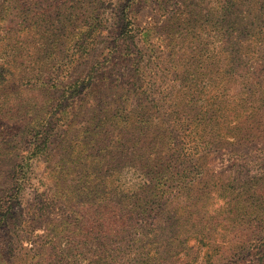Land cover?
Instances as JSON below:
<instances>
[{"label":"rangeland","instance_id":"1","mask_svg":"<svg viewBox=\"0 0 264 264\" xmlns=\"http://www.w3.org/2000/svg\"><path fill=\"white\" fill-rule=\"evenodd\" d=\"M0 111L1 264H88L120 224L134 246L159 230L149 264L264 254V0H0ZM171 142L197 151L173 165L200 168L191 200Z\"/></svg>","mask_w":264,"mask_h":264},{"label":"trees","instance_id":"2","mask_svg":"<svg viewBox=\"0 0 264 264\" xmlns=\"http://www.w3.org/2000/svg\"><path fill=\"white\" fill-rule=\"evenodd\" d=\"M179 102H181V101H179ZM179 102L177 101L176 104ZM174 112H175L174 114H176V115L183 116V114L178 112V110H174ZM64 113H65V111L64 112L62 111L61 115H63ZM3 116H5V114H3L0 111V117H3ZM51 136H52V134H50V136H48L46 138V140L49 141ZM172 139L173 138L171 137V140ZM169 144H170L169 145L170 147L168 149H166V152H165L166 155H169V156H168V158H166L164 160V163L162 165L163 170H167V171L169 170L168 172L171 173V177H175L177 179V181L181 180L180 183L178 184V186H180L181 189L183 188L186 191V193L188 194L189 200H191L192 195H189V192L191 191L190 187H191V185H193L196 182V179H197L196 177H198L199 174L201 173V171H198V170H200V168L196 170L197 172H191V171H187V169H184L180 172L176 171L177 172V174H176V172H173L174 171L173 165L179 164V166H180V165H183L184 163H187L190 160L195 159L194 157H195V154H197V151L194 150V154L190 153V151H188L187 145L184 142H178V143L171 142ZM240 145H245V143L243 144L241 142ZM235 154H237V153H235ZM142 165H143V167H149L150 161H147L146 163H143ZM241 167L243 168L244 166H241ZM143 169H145V168H143ZM232 171L236 172V170H232ZM186 172H188V173H186ZM177 175H179V176L177 177ZM188 177H191V179H189L188 181L185 182V180ZM158 180H159V182H158L159 190L162 192L161 196H159L157 201H155V202L152 201L153 196L154 195L157 196L155 194L156 188H154L149 193L151 197L149 199L143 200V204L153 205L152 209H156L157 207H159V204H160L164 194L167 192L166 189H164V185L167 184V181L169 180V178L166 181H164L160 175V177H158ZM132 197H134V195H132ZM132 209H134V207L129 208L128 211H131ZM144 211L146 212V207L144 208ZM185 212L186 213L188 212L189 215L194 214V216L191 220H187L185 218L186 214L177 217V219H178L177 222H178L179 228H177L173 231L172 235H176V236L170 237L172 239V241H175L178 238L177 236H181V234H182V236H189L187 234H189L191 232L190 226H192L196 231L198 228L200 229V227L205 226V224H204L205 219H203L199 215L201 213L200 210L195 209V210H189V211H185ZM73 224L76 226L80 225L79 222H75ZM129 227H130V225H128V224H126V225L120 224V225H118V227L116 229H113L112 231L106 230V233H104V231L100 230L102 233H104V236L107 237V241L104 242V246L108 247V248L102 250L101 252H98V253L91 255V257H89V261L87 263L88 264H113L121 256V255H118V253L119 252H125L126 249H129V250L133 249L134 250V258L140 264H149L150 262L148 260H150V258H158V257H156V251L158 249L157 245H159V243H161L164 240L161 236H159V234H158L159 230L156 227H152V228H150L151 231L147 232V234H152L154 231L157 233L156 235H154V237L159 238V240L153 239L148 244V245H150L151 243L156 244L155 247H151V246L148 247V245L147 246H144V245L134 246V243L130 242L131 238L128 239L129 232H127V229H129ZM65 230H67V229H65ZM68 230L73 232V235L71 236L72 241L71 240L68 241V243H70L69 248H71V244L73 242H75L78 246L82 247V245H84V244L80 243L81 241H80L79 233H76L74 231V229H68ZM87 234H89V233H86V235ZM86 235H85V237L83 236L84 239L87 238ZM75 236H76V238H75ZM98 238L99 237H94V240H96ZM56 239H57V237L54 239V241ZM103 241L104 240H101V242H103ZM99 244H100V242H99ZM57 246H58L57 242H54L53 247H57ZM81 247H79V248H81ZM242 247L243 246H238V245L232 246L233 254L230 255V256H232L231 259H236V260L241 259V261H242V260L247 258V256L249 254L244 255L242 252L239 251V249H241ZM58 248L62 249V247H58ZM75 249H78V247ZM75 249L73 251H75ZM76 256L77 255L75 253L74 254L71 253V255H68L69 258H74ZM235 256H236V258H234ZM249 258H250L251 264H264V254L251 256ZM9 263H12V262H9ZM0 264H1V259H0Z\"/></svg>","mask_w":264,"mask_h":264}]
</instances>
